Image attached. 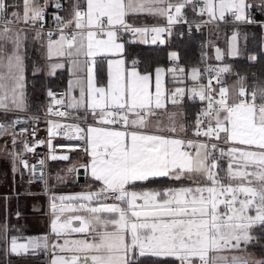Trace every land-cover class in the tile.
<instances>
[{
    "label": "snow or ice",
    "instance_id": "6c2138e0",
    "mask_svg": "<svg viewBox=\"0 0 264 264\" xmlns=\"http://www.w3.org/2000/svg\"><path fill=\"white\" fill-rule=\"evenodd\" d=\"M255 6L264 10V0ZM19 7L0 0V114L16 115L0 122V136L11 135L15 146L17 137L27 132L15 129L27 122L18 114L29 109V72L36 76L46 68L51 77L70 67L68 91H46L50 98L46 111L52 117L48 140L33 145L24 140V152L34 153L46 144L51 160L68 161L69 155L56 154L53 139L62 134L81 141L89 161L79 167L88 170L100 187L52 197L51 243L48 236L21 243L10 235L7 221L0 223L4 254L51 251V264H264V259L248 252L250 245L259 243L255 230H264V82L249 87L247 76L222 63L206 69L207 83H200L201 70L193 67L194 87L168 90L163 75L167 71L175 77L185 72L183 67L142 71L139 61L125 57L126 44L165 43L177 24H188L189 31L210 24H256L252 0H72L68 15H54V30L48 31L49 0H22V11H9ZM53 7L64 9L61 0H53ZM186 8L207 19L189 23ZM140 16L163 18L166 23L137 26L135 18ZM33 32L31 39L43 49L45 67L35 61L29 66L27 48ZM239 35L233 31L227 52L215 49L217 61L241 54ZM170 59L178 61L179 56L171 52ZM249 59L254 62L257 56ZM104 61L107 80L99 84L97 65ZM225 76L236 80L229 85ZM75 87L79 98L70 95ZM187 94L205 104L192 123L195 138H188L189 125L180 122L183 112L180 121L175 111L167 112L168 123L159 115L169 104L180 105ZM88 115L94 123L85 127L57 119L84 121ZM59 147L75 151L81 145ZM12 155L20 166L44 179V159L39 160L38 172L23 153ZM77 170L73 165L67 171ZM161 178L180 186L147 187ZM44 183L47 187L46 179ZM72 233L85 236L69 239Z\"/></svg>",
    "mask_w": 264,
    "mask_h": 264
},
{
    "label": "trees",
    "instance_id": "16d2710c",
    "mask_svg": "<svg viewBox=\"0 0 264 264\" xmlns=\"http://www.w3.org/2000/svg\"><path fill=\"white\" fill-rule=\"evenodd\" d=\"M22 0H8L10 5H19ZM61 0V3L64 5L63 10H58L53 7V1L50 2L49 7L46 13V23L45 26H51L54 24L53 16L56 14L66 16L68 11L70 12V4L72 0ZM253 2V0H252ZM254 3V2H253ZM254 3V8L252 9V17L257 21L264 20V10L256 7ZM16 10L10 8L9 11ZM186 13L191 20H202L204 17L198 16L196 13L191 11V8L185 9ZM234 30H238L239 35V49L240 55L237 57L225 56L224 62L230 64L233 70L240 75L247 76L249 87L253 82H264V27H261V24H240V25H222L219 27H213L210 32V51L214 45H218L227 52L228 38L233 33ZM181 28H174L172 35L169 37L168 43L164 46H155V45H144L143 43L135 44H126V56L129 61L135 59L139 61L140 69L143 71L145 69L152 70L156 67H170V53L176 52L179 56V62L182 64L183 68L187 71L190 68L197 67L200 68L203 64L202 57V48L204 44L205 37L202 32H193L190 35H185L181 33ZM32 34L29 35L28 40V63L31 67L33 61L41 67H45V60L42 58L41 53L43 49L40 48L38 42H34L31 39ZM256 55L257 60L251 61L249 56ZM97 78L99 83L106 82V67L105 63H99L97 69ZM227 83H231L236 80L235 76H225ZM68 80V72L66 70L59 72L53 77L46 78L45 71L39 73L36 76H32L31 72L28 74V86H27V95H28V111L31 113H40L42 112L44 106V96L46 89H55V88H64ZM200 105L197 103H186L182 105L181 110L185 114V124L192 126L193 121L196 118V113L198 112ZM14 114H9L7 116L0 114V121H9ZM192 122V123H191ZM64 161L53 160L50 163V173L53 170L54 165H61ZM63 164V163H62ZM221 164L226 168V162L222 161ZM4 169V167H3ZM24 180L27 184H32L28 181L26 175H24ZM85 182V181H84ZM83 182V183H84ZM77 184H82L77 182ZM37 186V191L40 197L43 198V195L40 193L38 184H33ZM177 187L180 186L179 182L173 183L172 181L161 178L156 183H150L147 185L148 188H164V187ZM140 189V188H137ZM20 202L16 206L19 208L20 212L25 215L31 216L37 214L28 202V198L20 196ZM43 201V202H42ZM41 204L42 208L44 205V199L38 202ZM30 205V206H29ZM255 234L259 243L250 245L248 252L253 256L264 259V230L256 229ZM33 256L31 262L34 264H48V258L45 253H37ZM16 257L15 255L9 256L8 260H5L3 256L0 259V264H13L15 261H12V258ZM3 258V259H2Z\"/></svg>",
    "mask_w": 264,
    "mask_h": 264
},
{
    "label": "crops",
    "instance_id": "0c3cea01",
    "mask_svg": "<svg viewBox=\"0 0 264 264\" xmlns=\"http://www.w3.org/2000/svg\"><path fill=\"white\" fill-rule=\"evenodd\" d=\"M51 1H53V0H49V4H50ZM42 2H43V0H41V3ZM253 2L255 4L259 5L260 0H253ZM16 10L22 11V2L20 3V7L17 8ZM164 22H165V20L163 18H156V17H149V16H140V17L135 18V23L136 24H142V23H164ZM223 25L236 26V25H240V24H223ZM219 26H222V25H219ZM214 27H216V26H214ZM30 34L34 35V32L30 33ZM231 35L228 38L227 51L229 49ZM53 38L55 39L57 37L54 36ZM238 42H239V37H238ZM217 47H219L222 51H224V49L222 47L218 46V45H214L213 46L212 51H211V57L215 61H217L215 59V55H216L215 49ZM125 57L128 60V58L126 56V45H125ZM229 57H231V56H229ZM104 63H105V67H106V80H107V62L104 61ZM98 65H99V63H98ZM98 65H97V69H98ZM163 68L169 69V68H171V66L169 68H166V67H163ZM64 70H66L68 72V80H67L66 86L64 87V89H66V91H68L69 81L71 79H73V77L71 75V72H70V67L66 66L65 69L58 70L56 75L59 72L64 71ZM190 72H191V68L189 70H187V71L185 70V74L184 75L179 73V72H177L175 77H174L171 72H167L166 71L165 74L163 75V78H162L163 79V83H164V87L166 89H168V90H174L177 87H184V88H189V89L194 87L195 86V82H193L191 80V78L189 77ZM45 76H46V78L50 77V76L47 75L46 68H45ZM51 77H53V76H51ZM97 80H98V78H97ZM98 83H99V81H98ZM232 83H234V81L229 83V85H231ZM99 84H101V83H99ZM70 95L79 98V87L73 88L71 90ZM181 107H182V105H178V106H176L174 108L171 104H169L167 111H162V112L159 113L162 122L163 123H168L167 112H169V111H175L177 113V120L180 121L179 113L182 112ZM43 108H44V106H43ZM42 111H43V109H42ZM70 111L72 113H76L74 110L70 109ZM22 113H31V112L27 111V112H22ZM80 114L86 115L85 113H83V110H81ZM180 122L185 123V119H183ZM93 123L94 122L92 120V117L90 115H88V118H87L86 122L84 123L85 126L93 125ZM10 136L11 135L0 136V152H2V151L4 152L5 151V148H4L5 143L4 142H5V140L11 139ZM187 136H188V138H195L193 136V133H192V126L189 127ZM69 156H70V160L62 162L63 164L61 163V165L60 164L59 165H54L53 170L50 173V176H51V201H52V197L53 196L59 197L61 195H65V196L75 195V194L84 193V192H88V191H95V190H97L100 187V184L98 182H94L93 178L90 175V172L88 170H86L85 168H84V170H85V179H84V181L85 182L83 181L84 183L80 182L82 184H77V182H79L78 173H77L78 170L75 171V172H68L67 170L69 168H71L73 165H76L77 169L82 168V167H79V166L81 164L88 163L89 156L87 154H85L84 152L83 153H79V154L69 155ZM55 161H57V160H55ZM60 161H62V160H60ZM51 162H53V160H51ZM6 170H8V168H6ZM6 170H5V168L3 169V163L0 162V181L3 180V177L5 175L4 171H6ZM22 171H23L24 175H26L24 168H23ZM57 176H60L63 179L62 180H58ZM33 184L34 183H32L30 185L34 186L37 189V186L33 185ZM2 187H1V184H0V188L1 189H3ZM137 190H141V189H137ZM6 193L7 194L5 195L3 190L0 192V223H3L5 221H7L9 217H12L11 221H9V222L7 221L9 227L11 228V233H12L13 230L16 228V225H17L16 222L21 223V217L19 215V218H17V214L15 213V211L12 212V206H11L12 204L10 202H12V203L15 202V200H14L15 197L13 196V192H10V189H7ZM8 194H9V196L7 198H4ZM3 195H5V196H3ZM9 203H10V206H9ZM13 207H15V206H13ZM1 208L3 209V212L1 211ZM33 210L37 214H40L42 216V218H40V226H38V223H34L35 224L34 225V224H32V222H28L27 221V223H25V225H28L27 226L28 228L26 230L25 229H23V230L21 229L22 232L20 231V233H18V234H13V233L11 234L10 233V235L18 237L19 241L21 243L26 242L27 238H30V237H42V236H45V234H47V236H49L51 241H52L53 238H55L51 234V228H50V225H51V222H52L51 219L54 218L53 215H52V212H50V213L45 215V213L43 212V208L40 206L39 203L35 204V207L33 208ZM50 210H51V208H50ZM79 214L83 215L85 213H79ZM70 215H74V214L73 213H65L64 214V216H70ZM64 216H62V219L64 218ZM9 223H11V224H9ZM20 225L21 224H19V226ZM73 226H79V221H73ZM84 236H85V234L72 233L68 238L69 239H80V238H84ZM1 246L2 247H1L0 250H2V252L4 254L3 245H1ZM39 251H42V250H36L34 254L30 252L29 254H26V255H35ZM3 254L1 253V256H3V257L6 256L5 254L4 255ZM26 255H22V256H26Z\"/></svg>",
    "mask_w": 264,
    "mask_h": 264
},
{
    "label": "built area",
    "instance_id": "2783aa9c",
    "mask_svg": "<svg viewBox=\"0 0 264 264\" xmlns=\"http://www.w3.org/2000/svg\"><path fill=\"white\" fill-rule=\"evenodd\" d=\"M185 14L187 16V19L189 21V23H191L192 21H197L199 22L200 20H191L189 19L188 14L185 11ZM203 19H207V17H204ZM164 23H142V24H136L137 26H141L143 24H160L163 25ZM264 23L263 21L257 22V24H262ZM224 23H220V25H223ZM215 25H204L202 26L200 29H197L195 26L192 27L191 31H189V26L188 24H177L172 28V32L173 29L178 27L181 28L182 31L181 33H184L185 35H190L193 32H202L204 34L205 37V41L204 44L201 46L202 48V57H203V64L200 67L201 73H202V77L200 80V83H207V78L209 76V74L207 73L206 69L209 66H219L222 63H226L224 61H215L212 59L211 57V51H210V32L211 29L214 27ZM48 30H54V24L51 26H45V31ZM129 38L128 36H125V39ZM169 37L166 38L165 43H157V44H144V45H155V46H164L168 43ZM170 66L172 68L174 67H183L182 64L178 61H170ZM48 89V88H47ZM46 89V91H47ZM189 88H186V90ZM53 92L59 94V93H64L67 92L66 89L64 88H55V89H51ZM46 91H45V96H44V108L43 111L40 113H19L18 115L22 118L27 120L26 123H22L16 126L15 131L16 132H20L22 129H27V132L24 133V135L22 136H18L17 140L21 143L23 150H24V146L22 141L26 140L28 142L29 145H33L36 143V141L39 140H45L47 141L49 138L48 135V129L50 127L48 120L52 119V117L48 116L47 114V106L49 105L50 102V98L47 97L46 95ZM186 103H197L200 105V108H203L205 106L204 102L199 101V99H193L190 94L185 95L182 103L180 105H184ZM61 110L64 111H69L72 116H76V113H72L70 111V109L67 108H61ZM198 110V111H199ZM16 115H13L12 119H15ZM31 118H35V119H31ZM57 119H61L62 123H66V124H73V123H79L81 127H85V122L81 121V120H75L72 118H67V119H63V118H57ZM9 120V121H10ZM7 121V122H9ZM0 122H4L7 123L5 121H0ZM35 133V135H33L32 133ZM53 146L55 147V151L56 154L58 155H62V154H67V155H74V154H79V153H83L82 151V145L83 142L81 141H75V140H68L66 139L62 134L58 135L56 138L53 139L52 141ZM76 144H80L81 148H78L75 151L70 150L68 147H59V145H76ZM23 159L27 160L28 163L30 165H36L37 166V171H40V165H39V160L44 159L45 160V164L43 166V173H44V179L47 180V187L45 186L44 183V179L39 178L38 176H34L31 172H29L27 169L24 168L25 170V174L28 178V180L31 183L34 184H38L39 189H40V193L43 195L44 198V205H43V212L48 214L50 211V206H51V176H50V163H51V159L49 158V148L47 147V145H40L36 147V150L34 153H23Z\"/></svg>",
    "mask_w": 264,
    "mask_h": 264
},
{
    "label": "rangeland",
    "instance_id": "374dc122",
    "mask_svg": "<svg viewBox=\"0 0 264 264\" xmlns=\"http://www.w3.org/2000/svg\"><path fill=\"white\" fill-rule=\"evenodd\" d=\"M67 3L68 0H66ZM69 13V10H67ZM67 13V15H68ZM66 15V16H67ZM172 68V67H171ZM181 74H185L181 73ZM189 77L191 78V72ZM11 139L9 140H5V151L0 152V162L3 163V167L8 168V170L4 171V177L3 180L0 181L1 187L3 189L0 188V192L3 190L4 194L6 195V191L7 189H10V192H13V196L15 197L14 200L15 202H10L12 205V212L15 211V213H19L20 217H21V223L16 222V228L13 230V234H18L20 233L21 229H27L28 225H25V223L28 222H32V224L34 223H38V226H40V218H42V216L40 214H35V215H25L23 214V212L21 213L19 208L16 206V204L18 205V202H20V196H25L28 198V202L30 203L31 206H34L36 203H38L40 200L44 199L42 197L39 196L37 189L34 186H31L30 184H27L26 181L24 180V173H23V167L20 166L19 160H15L14 161V157L12 155L13 152L16 153H24L23 147L21 145V143L17 140L16 145L13 146L12 144V137L10 136ZM14 168L16 169L14 171ZM3 195V196H5ZM9 196V194L7 196H5L4 198H7ZM43 202V201H42ZM9 203V206H10ZM15 203V204H14ZM29 205V206H30ZM15 206V207H13ZM9 209V208H8ZM1 211L3 212V209L1 208ZM9 211V210H8ZM51 212V210L49 211V213ZM46 215V213H45ZM32 219V220H31ZM12 220V217L8 218V222ZM53 219H51L52 221ZM39 221V222H38ZM11 224V223H9ZM19 224H21L19 226ZM35 225V224H34ZM20 229V230H19ZM22 232V231H21ZM11 233V234H12ZM45 236H47V234H45ZM49 242H53L55 240V238H53V240L51 241L50 237L48 236ZM62 243V240L60 241ZM1 245H0V249H1ZM1 253L3 254L2 250H0V259H1ZM38 253H45L46 257L48 258V264H51V260L53 258V253L51 251H39ZM63 255H71V253H62ZM4 255V254H3ZM14 255V254H13ZM5 260H8L9 256H4L3 257ZM256 259H260L255 257ZM5 264H8L7 262Z\"/></svg>",
    "mask_w": 264,
    "mask_h": 264
},
{
    "label": "water",
    "instance_id": "95a60500",
    "mask_svg": "<svg viewBox=\"0 0 264 264\" xmlns=\"http://www.w3.org/2000/svg\"><path fill=\"white\" fill-rule=\"evenodd\" d=\"M77 173H78L79 182H83L84 179H85V170H84V168L78 169ZM40 206H41V204H40ZM32 258H33V256H28V255H26V256H16V257L12 258V261L13 262L15 261V263H13V264H34V263L31 262Z\"/></svg>",
    "mask_w": 264,
    "mask_h": 264
}]
</instances>
